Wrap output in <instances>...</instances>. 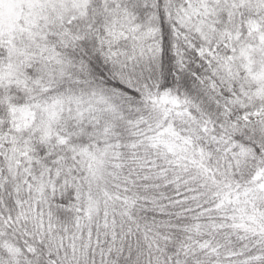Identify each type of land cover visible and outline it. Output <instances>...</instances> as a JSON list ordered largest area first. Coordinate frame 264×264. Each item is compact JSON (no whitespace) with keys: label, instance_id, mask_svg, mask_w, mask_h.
<instances>
[{"label":"snow or ice","instance_id":"6c2138e0","mask_svg":"<svg viewBox=\"0 0 264 264\" xmlns=\"http://www.w3.org/2000/svg\"><path fill=\"white\" fill-rule=\"evenodd\" d=\"M0 264H264V0H0Z\"/></svg>","mask_w":264,"mask_h":264}]
</instances>
